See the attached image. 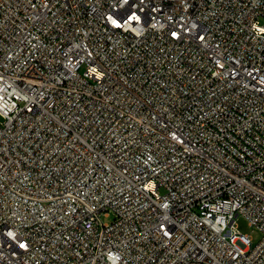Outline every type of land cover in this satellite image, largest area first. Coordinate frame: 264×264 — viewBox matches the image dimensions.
I'll use <instances>...</instances> for the list:
<instances>
[{
	"label": "built area",
	"instance_id": "obj_1",
	"mask_svg": "<svg viewBox=\"0 0 264 264\" xmlns=\"http://www.w3.org/2000/svg\"><path fill=\"white\" fill-rule=\"evenodd\" d=\"M0 264H264V0H0Z\"/></svg>",
	"mask_w": 264,
	"mask_h": 264
},
{
	"label": "rangeland",
	"instance_id": "obj_2",
	"mask_svg": "<svg viewBox=\"0 0 264 264\" xmlns=\"http://www.w3.org/2000/svg\"><path fill=\"white\" fill-rule=\"evenodd\" d=\"M103 219V222L104 223H112L113 222V216L112 217H109V218H102ZM237 225H238V228L239 230L249 236L253 242V245H256L258 244L261 239H262V233L259 229H257L256 227H252L250 226L249 224V221L243 217V216H240L237 218Z\"/></svg>",
	"mask_w": 264,
	"mask_h": 264
}]
</instances>
